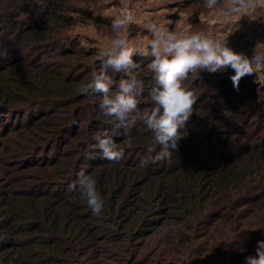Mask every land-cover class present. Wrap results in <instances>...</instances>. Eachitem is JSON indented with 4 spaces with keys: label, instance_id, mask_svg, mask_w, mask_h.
<instances>
[{
    "label": "trees",
    "instance_id": "obj_1",
    "mask_svg": "<svg viewBox=\"0 0 264 264\" xmlns=\"http://www.w3.org/2000/svg\"><path fill=\"white\" fill-rule=\"evenodd\" d=\"M16 1H0V81L6 85L4 88L0 86V122L11 125L7 132L12 131L24 138L18 142L17 149H21V156L30 158L27 167L35 173L33 185L36 190L19 192V197L9 202L10 217L8 226H5L10 231L27 232V238L31 240L39 238L40 245L38 250H35L25 245V240L22 245H17L18 248H14L9 257H6V251L2 250L0 264L52 263L56 256L50 251V244L57 245L64 241L65 235L75 234L78 237L76 233L82 234L84 229L90 230V237L94 239L93 230L97 226L90 220H106L104 215L111 218L123 217L132 226L138 225L140 233L145 230L143 226L155 227L157 223L162 222L160 217L154 216L156 211L162 210L168 214L169 219L182 221L188 227L187 232L185 229L172 232L170 241H179L182 237L189 240L191 234L188 230L193 231L198 225L206 224L212 216L225 210L224 205H229L214 199L209 200L211 189L222 199L234 189L239 192L249 180L264 179V152L259 153L260 150L253 149L252 146V152L257 153L253 155L255 159L232 154L228 151L231 150V144H227L230 141L217 136L222 129L215 132L220 125L213 129L214 124L218 122L209 120L207 123L199 120L203 115V112H197L203 108L198 104L200 93L195 95L197 101L194 111L182 132L184 138L179 141L178 150H175L169 159L141 165V160L155 155L154 152L148 151L154 146L151 132L139 121L128 130L121 128L114 117L103 114L99 100L80 94L79 86L91 78V71L95 67H89L85 62L78 60L72 65L77 68L68 71V67L75 59H80L86 50L72 41L66 42L69 45L61 48L66 34L60 35L59 38L51 37L50 32L55 26H51L49 20L56 24L63 23V31L66 24L72 23L71 16L55 12L56 8L72 11V0H28L26 6L15 4ZM200 1L202 0L184 1L186 6L197 5L198 8L195 6L193 12L194 21H197L203 10L199 8L203 5L199 4ZM13 4L15 6H12ZM97 21L104 22L100 18H97ZM56 29L61 31L58 27ZM54 44L58 47L53 46ZM43 45H48L47 54ZM64 48L67 50H62ZM27 49H30L27 54L30 60L24 58ZM51 50H54V53H50ZM98 52L93 48L88 56L97 55ZM47 58L58 60L48 62ZM133 58L140 65L137 71H142V74H138V79L144 83V93H148L154 83L152 73L148 69L151 57L141 53ZM34 59L36 62L32 61ZM108 74L114 81L122 78L118 73L109 71ZM233 74L231 68L215 73L203 71L190 75L183 84L186 85L192 76L199 77L210 83L207 87L218 89L216 94L225 102L233 101L237 106L242 104L244 99V95L240 93L244 92L249 95L248 98H253L252 104H244L249 108L247 112H242L245 114L241 119L238 118L243 125H238L239 129L243 128L239 138H249L255 129L247 130L251 122L246 121L247 115L257 112L253 116L259 117L264 113L263 110V113L258 112L261 110L260 102H263L264 108V67L261 72L263 79L259 80L258 71L253 76L242 78L239 92L233 88L230 80ZM185 87L195 92L197 87L203 85L195 83L191 87ZM231 96H234V99ZM137 100L140 107L141 96L137 97ZM94 102L95 108L103 112L101 115L94 116L95 112H88L90 104L94 105ZM16 113H23L19 120L18 116H15ZM212 114L217 112H207V115ZM263 119L264 117L260 121ZM14 120L13 124H9ZM95 121L109 125L107 130H99ZM232 125L234 128L237 124L234 122ZM262 126L264 124H261V131ZM0 127L5 128L2 124ZM230 130L231 134L237 133ZM98 135L111 137L117 148L124 150V159L120 162L104 159L94 139ZM215 138L220 139L218 145L216 143L219 140L214 141ZM156 150L159 151V146H156ZM247 153L250 154V150ZM81 170L96 179L97 189L104 199V209L98 216L92 214L78 191H68V185L77 179ZM168 178H172L170 184L166 183ZM209 180H212L213 188ZM206 185L209 187L207 191ZM257 185L261 187V184H256L253 191L258 189ZM135 186L145 187L147 196L138 199L136 206L124 212L122 208L128 200H121V197L129 194ZM162 204L165 207L169 205L170 208H164ZM158 205H161V209ZM125 209L124 207L123 210ZM82 221L89 227L81 226ZM194 224L197 226L193 227ZM15 240L17 238L13 237L10 243ZM252 241L251 239L249 243ZM82 245L89 248L93 244L87 241L82 242ZM190 251L181 250L182 254ZM206 251L205 247L204 252ZM250 253L253 255L254 252Z\"/></svg>",
    "mask_w": 264,
    "mask_h": 264
},
{
    "label": "rangeland",
    "instance_id": "obj_2",
    "mask_svg": "<svg viewBox=\"0 0 264 264\" xmlns=\"http://www.w3.org/2000/svg\"><path fill=\"white\" fill-rule=\"evenodd\" d=\"M8 1L10 2L11 0ZM184 1L185 0H133L137 21L128 24L124 34L128 37L130 46L140 49L137 54L148 51L147 42L151 37V33L147 30L146 25L151 23L162 24L168 30L178 35L200 32L217 40L227 38V35L233 32L234 26L228 27L227 25L232 22L227 18L234 16L227 12L231 0H224L223 7L213 9L200 5L199 8H203V10L197 17V21H194L193 14L194 8L195 6L197 7V5L186 6ZM28 2V0H17L15 4L26 6ZM199 4H204V0L200 1ZM65 5L69 6V4ZM12 6L15 5L13 4ZM72 6H74V9L70 12L63 9H55V12H60L65 16H71L73 21L70 25L66 24V28L63 31L61 28L63 23L56 24L49 20L51 26H55L50 32L52 33L51 37L52 39L59 38L60 35L66 34L65 38L62 40L61 48H63L64 45H69L66 42L72 41L76 44L78 43L81 48L86 50V53L83 54L80 59H75L74 63L68 67V71L77 68H73L72 65L77 63L78 60L85 62L84 64L89 65V67L99 69L100 64L97 60V55L88 56V54L93 48L98 51L110 49L111 40L114 36L111 31L112 20L117 15H120L118 0H72ZM261 8L264 7H260L259 12H256L257 9H250L247 14H240L239 17L242 18V21L253 18V26L256 30V28L263 23L261 18H264V11H262ZM260 16L262 17L260 18ZM97 18L104 20V22L97 21ZM57 27L61 31H58L56 29ZM258 34L259 35H256L250 41L243 42L242 38H238L234 41V43H237L234 44L237 47H233L229 42L228 46L232 47L235 52L240 53L241 44L245 47L250 44L251 47L254 48V51L260 53L264 58V28L262 31H258ZM58 42L59 41L56 43ZM53 46H57V44ZM43 47L44 52L47 54L48 45H43ZM29 50L30 49H27L25 51L26 53H24V58H26V60H30V56L27 57ZM62 50L67 49L64 48ZM58 51H61V49ZM49 52L54 53V50ZM241 54L252 59L251 52ZM39 57L40 54H38V58ZM44 60L45 58L42 59V61ZM46 60L48 62H56L55 60L58 59L47 58ZM32 61L36 62L35 59ZM50 65L53 66V64ZM141 72L142 71H137V75H141ZM262 77V74L259 73V80ZM187 80H185L184 83H186ZM195 83L203 85V87L200 88H198V86L195 92H193L195 95L200 93L198 104L203 106V108L197 110V112H203L199 120L203 122L206 121L207 123L209 120L210 122H218V124H214L213 129H216V126L220 125L219 129L215 130V132L222 129L218 132L217 136L230 141V143L227 144H231V150L228 151L232 154H241L246 159H255L253 155L257 153H255V151L252 152V146L254 147L253 149L260 150L259 153L264 152V126H262L263 130L261 131V124H264V119L262 122L260 121L261 118L264 117L263 102H260L259 109L261 110L258 111L262 112L263 115L261 114L259 117L257 115L253 116L254 113H257L254 112L246 117V121L251 120L247 130H255L250 134L249 138H239L238 135L243 133V128L239 129L238 125H242V123L238 121V118L241 119L245 114L242 112H247V108H249L244 104H252L254 99L248 98L249 95L242 92L240 93V95H244L242 104L237 106L236 102L233 101H228L227 103L216 94L218 89L207 87V84L210 85L209 82L195 76H192L189 82L184 86L190 85L191 87ZM0 86L2 88L6 87L2 81H0ZM231 97L234 99V96ZM92 98L93 100L99 101L101 99L99 96ZM141 99L142 105L139 107L140 110H142L141 112L143 113L144 111L150 110L152 103L148 93L141 95ZM87 101L90 100L87 99ZM93 104L94 105L90 104L88 112H95L94 116L103 113L97 109V107L95 108V102ZM207 112H217V114H212V116H210L207 115ZM22 115L23 113L15 114L16 117L18 116L17 120H19ZM14 122L15 120L9 124H13ZM95 122L96 127L100 128L99 130H107L109 126L106 124L104 125V123L100 121ZM234 122H236L237 125L233 128L232 124ZM1 124L5 126V128L1 129L0 127V252L2 250L4 252L6 251L5 255L9 257V254L14 251V248H18L17 245H22L25 240V245H29L35 250H38L37 247L40 245V240L39 238L31 240L27 238V232L21 230L10 231L7 227L10 217L9 202L19 197V192L34 191L36 188L33 185L35 173L31 172V169L27 167L30 158L29 156H21L19 152L21 149H17L18 142L24 138L21 137L20 134L17 135L12 133V131L7 132L11 125H6V123L2 121L0 122V125ZM230 129L237 131V133L231 134L232 131ZM26 134H28V132ZM29 134L34 137L32 132ZM216 139L219 140L216 143L218 145L220 139L215 138L214 141H216ZM249 150L250 154L247 153ZM171 182L172 178H168L166 181L167 184ZM209 183L213 188L212 180H209ZM256 184H261V187L257 185L256 188L258 189L253 191V186ZM208 188L209 187L206 185L205 191L209 190ZM133 189L134 190H130L129 194H125L121 197V200H128L124 205L126 209L123 210L124 207L122 208L124 212L130 210L132 206H136L135 204L138 202V199L147 196V189L145 187L135 186ZM211 190L208 194L209 200L214 199L217 202L221 201L222 204L229 205H224L223 208H225V210L212 216L210 220H213H208L206 224L200 226L194 224L193 227H197L193 229V231L188 230V233L191 234V239L189 240L182 237L179 241H170L169 236L172 232H176L179 229H185L187 232L188 227L182 221L169 219L167 217L168 214L162 210L154 213V216L160 217L162 222L157 223L155 227L143 226L142 228H145V230L142 231L143 233L141 231L138 233L140 229L138 225L132 226L130 223L126 222V219L123 217L116 216L115 218H111L108 215H104V217L107 218L106 220H90V222L97 226V228L93 230L94 239L90 237V230L84 229L82 234L76 233L78 237H76L75 234L65 235L64 241H61L57 245L50 244V251L56 257L52 263L47 264H243L246 255H250V252H254L252 253L253 255L255 254L256 241L263 239L264 236V179L249 180L239 192L234 189L231 191V194L226 195L222 199H220L221 196L216 194L214 190L213 193H211ZM157 207L161 209V205ZM162 207L167 209L170 208L169 205L165 207L163 204ZM82 222L81 226H84V228L89 227L85 221ZM13 237L17 238V240L10 243ZM251 239L253 241L250 244L249 242ZM87 241L93 244L90 245L89 248H86L87 246L83 247L82 245V242ZM2 243H4V245H2ZM42 246L45 247V245ZM205 247L207 248L206 252H204ZM188 249L191 251L182 254L181 250L184 251Z\"/></svg>",
    "mask_w": 264,
    "mask_h": 264
},
{
    "label": "clouds",
    "instance_id": "obj_3",
    "mask_svg": "<svg viewBox=\"0 0 264 264\" xmlns=\"http://www.w3.org/2000/svg\"><path fill=\"white\" fill-rule=\"evenodd\" d=\"M203 6L209 9L223 7L224 0H204ZM258 7H264V0H231L227 12L247 14ZM130 23L128 12H122L112 20L111 47L97 53L100 67L92 69L91 78L79 86L78 92L88 97L99 96V106L104 114L114 117L121 128L128 130L139 121L151 132L154 146L148 151L155 155L141 160V165H146L171 158L184 138L182 132L197 101L195 94L183 84L190 75L203 71L224 72L231 68L234 74L230 80L239 92L242 78L253 76L258 66L254 67L252 59L229 47L227 38L217 40L200 32L178 35L162 24H148L146 28L151 37L147 42L148 51L142 54L151 57L148 69L154 83L148 89L152 107L142 113L137 97L144 94L145 87L137 75L140 65L133 58L140 49L130 46L124 34ZM109 71L122 78L114 81ZM94 139L104 159L113 162L124 159V150L117 148L111 137L98 135ZM68 191H78L93 215L102 213L104 199L92 175L81 170L77 179L68 185ZM243 264H264V239L256 241L255 254L246 256Z\"/></svg>",
    "mask_w": 264,
    "mask_h": 264
},
{
    "label": "built area",
    "instance_id": "obj_4",
    "mask_svg": "<svg viewBox=\"0 0 264 264\" xmlns=\"http://www.w3.org/2000/svg\"><path fill=\"white\" fill-rule=\"evenodd\" d=\"M118 6H119V12L120 14L122 12H128L131 15V23H134L137 21L136 19V13L135 8L133 5V0H118ZM233 15V14H232ZM232 23L234 24V30H233V41L237 40L238 38H242V41H250L252 38H254L258 34V31H262L264 28V23H262L260 26H258L255 30L253 26V18L249 20L242 21L237 14H234V16L229 17ZM252 53V61L254 67H257V70L259 73L262 72V69L264 67V58L263 56L254 51V48L251 47L250 44H248L246 47L242 48L240 53Z\"/></svg>",
    "mask_w": 264,
    "mask_h": 264
},
{
    "label": "crops",
    "instance_id": "obj_5",
    "mask_svg": "<svg viewBox=\"0 0 264 264\" xmlns=\"http://www.w3.org/2000/svg\"><path fill=\"white\" fill-rule=\"evenodd\" d=\"M257 10H256V12H259V10H260V7H258V8H256ZM261 10L262 11H264V8H261ZM234 15V14H233ZM238 16L240 15V14H237ZM242 15V14H241ZM262 16H260V18H261ZM228 20H230V18H227ZM261 20L263 21V23H264V18H261ZM228 25V27H232V26H234V24L232 25V22L231 23H228L227 24ZM233 33L234 32H231V34L229 35H227V40H228V42H229V44L230 45H232L233 47H237L236 45H234V44H237V43H234V41H233ZM244 42V41H243ZM240 47V46H239ZM232 48V47H231ZM242 48H244V46H242V44H241V50H242ZM240 50V51H241Z\"/></svg>",
    "mask_w": 264,
    "mask_h": 264
},
{
    "label": "water",
    "instance_id": "obj_6",
    "mask_svg": "<svg viewBox=\"0 0 264 264\" xmlns=\"http://www.w3.org/2000/svg\"><path fill=\"white\" fill-rule=\"evenodd\" d=\"M131 264V263H130ZM169 264H175V263H169Z\"/></svg>",
    "mask_w": 264,
    "mask_h": 264
}]
</instances>
